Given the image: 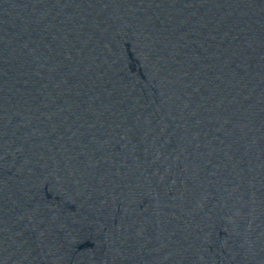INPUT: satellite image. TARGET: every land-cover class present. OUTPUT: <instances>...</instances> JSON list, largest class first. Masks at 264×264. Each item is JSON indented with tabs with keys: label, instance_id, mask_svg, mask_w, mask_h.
<instances>
[{
	"label": "water",
	"instance_id": "95a60500",
	"mask_svg": "<svg viewBox=\"0 0 264 264\" xmlns=\"http://www.w3.org/2000/svg\"><path fill=\"white\" fill-rule=\"evenodd\" d=\"M0 264H264V0H0Z\"/></svg>",
	"mask_w": 264,
	"mask_h": 264
}]
</instances>
